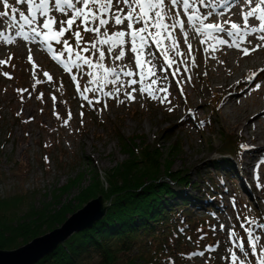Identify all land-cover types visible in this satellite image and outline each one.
<instances>
[{
  "label": "rangeland",
  "instance_id": "374dc122",
  "mask_svg": "<svg viewBox=\"0 0 264 264\" xmlns=\"http://www.w3.org/2000/svg\"><path fill=\"white\" fill-rule=\"evenodd\" d=\"M169 1L166 4L171 5ZM39 2L40 0H36L31 11L28 5L17 4L15 0H8L10 8L7 10L0 3V11H8L10 16L9 24L8 16L0 17V32L3 33L0 36V195L5 198L21 194L24 196L19 199L20 206L16 205L15 211L19 214L16 218L23 215L34 221L51 214L53 210L59 211L62 206L71 205L72 213L67 215V219L85 204L99 198L89 199L83 205L75 200L94 182L95 174L102 180V187H105L102 174L126 160L125 154L120 152L116 131L124 139L142 138L146 144L162 151L169 149L177 140L182 143L183 148L173 160L172 170L180 174L186 171L189 179L197 183L199 191L189 186L181 194L190 198L191 219L197 220L192 225H196L195 232L199 233V238L194 246L196 250L188 247L186 242L189 239H186L184 244L187 247L183 249L186 251L182 263L173 264H254L259 252L264 250V236L260 240H251L256 245L257 256L251 254L250 247L241 246L250 240L249 230L259 235L261 229H264L261 223L264 194L257 190H251L250 193L244 189L243 183L250 187L251 182L240 178L242 175L246 178L244 174L237 175L240 169L237 159L243 153L242 141L218 120V113L214 108L217 100L205 95L204 99L209 102L196 114L189 112L186 105L191 98V91L183 80L184 73H181L179 79L182 78L180 80L183 84L177 81L178 85L170 80L171 89L167 87L179 102V106L175 108L177 110H174L176 114L171 115L168 122L161 120L160 129L156 128L153 120H159L162 114L154 112V85L149 73H146V67L142 65L139 71L140 65L132 51L134 43L135 47L140 44V33L137 32L135 42L128 34L136 29V25L133 29L116 25L109 14L108 24L101 27L100 32H84L77 21L73 30L66 31L64 37L56 36L58 28L55 26L50 32L38 27L37 30L46 32L47 35L37 37L32 27H28L25 19L19 16V12L15 14V20L10 12L11 7H15L24 11L29 20L33 16L39 19ZM181 3L183 4V0L174 9L171 5L176 15L180 12ZM144 8L148 10L146 4ZM55 15L61 16L62 13L56 12ZM97 25L98 20L90 26ZM154 28L161 41L159 46L162 54L159 55L154 50L158 40L149 34ZM161 29L159 24L150 26L144 34L142 61L145 60L146 64L161 57L162 61L157 65L161 70L166 71V67L180 69L178 63L173 66L169 57L175 53L174 44L177 41L182 43L181 32L175 30L172 34L170 27ZM76 30L81 31L83 38L79 45L75 42ZM118 31H125V36L122 37L125 44L121 47L120 40L109 39ZM57 39L61 40L60 44L56 43ZM64 40L68 41L67 46L64 45ZM92 44H96L99 51L105 52L104 59L99 57ZM69 48L71 52L68 51ZM85 48L88 51H84ZM121 52L127 54L117 60L116 55ZM76 55L91 60L92 66L84 64L82 60L77 61ZM77 63L80 64L78 68L74 66ZM120 65L126 70L121 71L126 74L125 77L111 73V67ZM166 73L164 77L167 76ZM248 76L247 72L243 75ZM204 84L201 81L197 87L201 89ZM141 89L144 90L143 94ZM128 94L135 99L128 100ZM185 115L190 123L179 128L177 120ZM165 130L168 134L163 133ZM224 135L232 136L240 142L239 156L230 153L220 157L219 150L223 146L221 140ZM190 153L193 158L203 156V161L191 167L184 158ZM224 160L228 164L216 167L214 162ZM261 169L264 173V168ZM208 184H213V188L208 187ZM204 194L217 200L210 212L203 210L204 206L212 205L207 202ZM53 196L57 198L54 200ZM32 208L33 212L39 213L35 218L30 217ZM191 235L192 233L186 234L187 237ZM189 246L192 247L191 244ZM198 246L203 247V250L194 254V251L199 250Z\"/></svg>",
  "mask_w": 264,
  "mask_h": 264
},
{
  "label": "trees",
  "instance_id": "16d2710c",
  "mask_svg": "<svg viewBox=\"0 0 264 264\" xmlns=\"http://www.w3.org/2000/svg\"><path fill=\"white\" fill-rule=\"evenodd\" d=\"M163 133L168 134L166 130ZM115 136L126 160L102 174L105 187L95 174L94 182L75 199L83 205L97 196L104 198L105 215L90 228L73 234L35 264H173L182 263L186 239H189L188 247L196 250L199 233L192 223L197 220L191 219L190 198L181 191L189 186L199 191L197 183L189 179L186 171L180 174L172 170L182 143L176 140L162 151L146 144L142 138L127 140L117 131ZM231 137L222 136L221 156L239 154L240 142ZM214 163L216 167L228 164L226 160ZM210 186L213 188V184H208ZM204 195L207 202L212 203L204 206L203 210L209 212L216 198ZM21 197L24 196L5 198L0 195V248L17 249L61 225L72 213V206L67 205L34 221L23 215L16 218L19 214L15 208L20 206ZM30 214L35 218L39 213L32 208ZM188 233L196 239L187 237ZM198 249L203 250V247Z\"/></svg>",
  "mask_w": 264,
  "mask_h": 264
},
{
  "label": "bare ground",
  "instance_id": "6f19581e",
  "mask_svg": "<svg viewBox=\"0 0 264 264\" xmlns=\"http://www.w3.org/2000/svg\"><path fill=\"white\" fill-rule=\"evenodd\" d=\"M256 3L258 4L259 0H256ZM180 7L179 15H176L171 5L166 4L163 8V14H166V18L159 21V24L174 25V27H170L172 28V34L175 30L181 32L182 43L177 41L174 44L175 53L172 57H169L173 66L178 63L180 69L178 67H166V73L157 66L158 62L162 61L161 57L158 58L155 55L157 61H149L145 64V60L142 61L143 51L134 53L136 54V61L139 59L141 65L147 68L146 73H149L150 80L153 82V90L156 95L154 112L162 114L159 120L154 118L153 124L156 128H159L161 120L166 122L170 119L169 117H172L171 115L176 114L174 110L176 106H179V102L172 96L173 94L170 91L164 92L159 89L170 88V80H174L176 83L178 81L179 84L182 83L179 74L184 73L183 80L188 86L186 88L191 91V98H189L186 105L187 110L196 114L199 109L209 102L204 99L205 95L212 96L217 100L214 108L218 113V120L223 122V127L225 126V128L227 127L231 132L237 134V137L242 141V145L247 146L242 147V155L237 154L239 156L237 162L240 165L237 175L244 174L246 178L242 177L243 175L240 178L251 182L252 186L250 185V187L243 183L246 191L251 193V190H257L264 194V173L261 171V167L264 168V39H259V36L264 35V33L247 31L243 37L244 42L240 43L239 47L236 46L239 38L227 35L228 31L243 30L244 16L255 5H248L246 0L244 2L242 0H204L203 4L200 3V0H192L190 9H184L183 4ZM261 7L264 8V5H261ZM189 14L193 16L191 20L188 19ZM260 14L259 9H257L256 15ZM200 16H204L206 19H196ZM209 22L219 25L224 31L217 32L215 29H205L203 25ZM181 23L184 25L183 28H181ZM232 23H236L238 29H232ZM251 27L258 29L260 25L257 23L249 26V28ZM154 29L150 34L158 40L157 47L154 50L159 55L162 54L161 50H158L161 41H159L160 36L158 37L157 29ZM166 29L164 28V30ZM24 34L26 33L24 32ZM109 39L111 41H123L117 33L110 36ZM225 41L226 43H224ZM124 44L125 41L119 43L120 47ZM246 47L253 49L248 55H244L240 50ZM136 48L139 49L140 44H137ZM141 65L138 67L139 71H141ZM120 66L111 67V73L114 72V74L117 73L115 75L120 76L121 74V77H125L126 74L121 71L126 70L123 68L124 66ZM245 72L248 73V77H243ZM165 73L167 74L166 77L163 76ZM201 81H204L205 84L203 88L199 89L197 86ZM160 95H162V98L167 96L165 103L160 102ZM194 98H197V100ZM128 100L130 99L128 98ZM177 121L179 122V128L190 123L186 115ZM184 158L191 167L203 161V156L198 155L193 158L192 153L187 154ZM259 200L261 199L259 198ZM261 217V223L264 225V212L261 213Z\"/></svg>",
  "mask_w": 264,
  "mask_h": 264
},
{
  "label": "snow or ice",
  "instance_id": "6c2138e0",
  "mask_svg": "<svg viewBox=\"0 0 264 264\" xmlns=\"http://www.w3.org/2000/svg\"><path fill=\"white\" fill-rule=\"evenodd\" d=\"M17 4H26L28 5L29 11H31V6L36 3V0H15ZM167 0H40L39 4L37 5V10L39 12V19L36 16H33L30 20L27 18L24 11H19L15 7H11L12 19H16V13L19 12V16L25 19V22L28 26L32 27L33 33L40 37L42 35H47L46 32H42L37 30V28L46 29L49 32L53 30V26L58 28L56 32L57 37H64L65 32H71L73 30L74 24L79 21V26L83 28L84 32L93 33V32H100L101 27L108 24L107 17L111 14V17L114 19L116 25H122L126 29H133L134 25H136V29L130 33H128L133 42H135L137 38V32L140 33L139 40H140V48L135 47V43L133 44L132 51L140 52L143 48L144 40H145V33L148 32L150 26H156L159 24V21L166 18V14H163V8L166 4ZM180 0H170V3L173 7H177L179 5ZM244 2V0H242ZM0 3L3 4L4 9H9L10 5L8 0H0ZM200 3L203 4L204 0H200ZM248 5H255L251 10L247 12L244 16V28L243 30L238 31H228V36H237L238 42L236 44L239 47L240 43L244 42V35L247 31L252 32H261L264 33V8L261 5H264V0H259V3H256V0H246ZM147 5V11L144 8V5ZM51 5V7H49ZM192 5V0H183V8L190 9ZM125 8L127 11L125 12ZM259 9L260 15H256V11ZM198 11V9H197ZM56 12L62 13L61 16L55 15ZM51 13V14H50ZM121 13L123 15H121ZM9 15L8 11H0V17H7ZM179 15V13H177ZM193 16L189 14L188 19L191 20ZM198 20L206 19L204 16L196 17ZM98 20V25L96 27H91L90 25L95 24ZM259 24L260 27L257 29L256 27L249 28L250 25ZM65 25L67 27H65ZM142 25V27L140 26ZM159 26L164 29L167 27H174V25L168 24H159ZM183 23H181V28H183ZM205 29H215L217 32L224 31L219 27L217 24H213L211 22L206 23L203 25ZM232 29H238V25L236 23L231 24ZM150 34V33H149ZM3 33L0 32V36ZM118 36L123 37L125 36V32L121 31L117 33ZM75 42L77 45L81 43L83 39L81 36V31L76 30L74 32ZM259 39H264V35L259 36ZM43 42V41H42ZM107 43V41H103ZM57 44L61 43L60 39L56 40ZM64 45L67 46L68 41H63ZM123 43V41H121ZM226 43V41L224 42ZM250 43V41H249ZM92 48L96 49L99 53V57L104 59L105 52L99 51L97 49L96 44H92ZM215 50V49H213ZM244 55H248L249 52L253 49L251 48H243L240 49ZM71 52V48L68 49ZM84 51H88L87 48ZM123 53H118L116 55V59L119 60ZM77 61H83L84 64L92 66V61L76 55ZM2 63V62H0ZM137 64L141 65L140 60H137ZM75 67H80V64L77 63L74 65ZM142 66V65H141ZM67 67V65H65ZM45 75H48L45 73ZM114 75V72H113ZM128 75H132V73H128ZM99 83V81H97ZM133 83H136L133 81ZM160 91L167 92L166 88L159 89ZM141 94H143L144 90H140ZM129 99H135L131 94H128ZM167 101V96L161 98L160 102L165 103ZM123 103V101H121ZM171 110V109H170ZM241 147H247L246 145H242ZM250 240H247L243 247H250L251 254L253 256H257L256 245L251 243V240H260L262 236H264V229H261V233L257 235L256 233L251 232L249 230L248 233ZM233 258L235 259V254H233ZM254 264H264V250L259 252L258 258L254 261Z\"/></svg>",
  "mask_w": 264,
  "mask_h": 264
},
{
  "label": "water",
  "instance_id": "95a60500",
  "mask_svg": "<svg viewBox=\"0 0 264 264\" xmlns=\"http://www.w3.org/2000/svg\"><path fill=\"white\" fill-rule=\"evenodd\" d=\"M104 204V198H95L69 216L60 227L20 245L17 249L0 248V264H35L52 253L73 234L80 233L99 222L106 213Z\"/></svg>",
  "mask_w": 264,
  "mask_h": 264
}]
</instances>
